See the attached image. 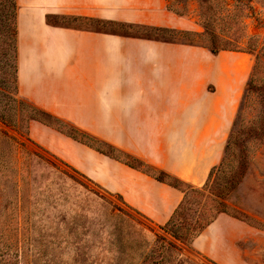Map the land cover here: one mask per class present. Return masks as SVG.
<instances>
[{"label": "crops", "instance_id": "obj_1", "mask_svg": "<svg viewBox=\"0 0 264 264\" xmlns=\"http://www.w3.org/2000/svg\"><path fill=\"white\" fill-rule=\"evenodd\" d=\"M19 95L64 122L201 187L222 161L244 91L240 52L49 25L64 15L200 32L168 0H16ZM243 64V63H242ZM27 136L164 226L181 189L38 120ZM190 247L216 264H264V230L218 214Z\"/></svg>", "mask_w": 264, "mask_h": 264}, {"label": "rangeland", "instance_id": "obj_2", "mask_svg": "<svg viewBox=\"0 0 264 264\" xmlns=\"http://www.w3.org/2000/svg\"><path fill=\"white\" fill-rule=\"evenodd\" d=\"M168 9L199 25L198 36L49 19L102 33L196 43L213 37L241 53L244 91L222 163L204 186L184 187L173 222L157 226L28 138L29 122L47 118L18 93L17 3L0 0V113L10 121L0 120V264H213L190 243L215 216L225 211L264 230V0H168Z\"/></svg>", "mask_w": 264, "mask_h": 264}, {"label": "trees", "instance_id": "obj_3", "mask_svg": "<svg viewBox=\"0 0 264 264\" xmlns=\"http://www.w3.org/2000/svg\"><path fill=\"white\" fill-rule=\"evenodd\" d=\"M14 8H15V3H14ZM60 17V18H63V19H70V18H73V19H86V18H79V17H68V16H64V15H48L46 16V21L48 24L50 25H55V26H60V25H57L53 22H51L49 19L50 18H54V17ZM16 17V11H15V16ZM87 20H91V21H95V22H100V23H108V24H111V25H117V26H120V27H127V28H141V29H144L146 31H151V32H154V33H164V34H172V35H178V36H183V35H194V36H198L197 33L195 32H192V31H188V30H181V29H175V28H168V27H159V26H151V25H143V24H132V23H125V22H118V21H106V20H101V19H87ZM67 27H70V26H67ZM76 28V27H75ZM78 29H83V28H78ZM84 29H87V28H84ZM90 30H94V31H97V32H101L99 30H96V29H90ZM15 32L16 31V23H15ZM206 32H207V28H206ZM109 33H113V34H119V35H123V36H126V37H140V38H148V39H154V40H158V41H163V42H173V43H183V44H190V45H197V46H202V47H205L207 48L212 54L216 55L218 54L220 51L222 50H228L225 46L223 45H220L219 43L216 42L215 39H213V37H210V41L209 43H196V42H187V41H182L180 40L179 38H162V39H158L157 37L155 36H139V35H130L128 34L127 32H124V33H116V32H109ZM16 70V68H15ZM15 76H16V71H15ZM16 85H17V80H16ZM34 106V105H32ZM35 110L37 113L41 114L42 116L46 117L47 120H44V119H33V120H38L46 125H49V126H52L54 127L55 129L65 133L66 135L72 137L73 139L75 140H78L84 144H87L91 147H93L94 149L110 156V157H113L117 160H120L122 162H124L125 164L133 167V168H136V169H139L145 173H147L148 175L154 177L155 179L159 180V181H162V182H165L173 187H176L178 189H181L183 192H184V198H185V190H184V187L188 186L190 187L191 189H197L198 187H193L187 183H185L184 181L176 178V177H173L172 175L162 171V170H159L153 166H150L148 164H146L145 162L141 161L140 159L98 139L97 137L87 133V132H84L80 129H78L77 127L73 126L72 124L70 123H67V122H64L62 121L61 119L55 117L54 115L40 109V108H37L36 106H34ZM0 120L2 121L3 124H7V122L9 123L10 121H8L7 119H5L4 117V114L0 113ZM53 121L55 123H58V125H55L53 124L52 122L50 121ZM61 125L67 127V128H64L62 127ZM11 138V137H9ZM228 145H229V140L227 141V144H226V147H225V152L227 151V148H228ZM224 152V154H225ZM51 155V157H53L54 159L58 160L59 162H61L62 164H64L66 167L72 169L75 173L83 176L82 174H80L78 171H76L75 169H73L72 167H70L68 164H66L65 162H63L62 160H60L58 157H56L55 155L49 153ZM223 160V158H222ZM222 161L220 162V164L217 166V167H214L210 174H209V177L207 179V181H209L213 175V173L215 172L216 169H218V167L221 165ZM84 178H86L85 176H83ZM241 177H242V173H239L238 175L233 176L231 178V181H232V184H233V188L239 184L240 180H241ZM87 179V178H86ZM89 180V179H88ZM90 181V180H89ZM207 181L204 183V185L207 183ZM92 182V181H91ZM235 182V183H234ZM203 185V186H204ZM184 198L182 200V202L180 203V205L174 210L170 220L165 224V225H170L173 220L175 219V217L177 216L178 212L180 211L182 205H183V202H184ZM138 213V212H137ZM223 213H227L225 211H223ZM140 214V213H139ZM237 219H240V220H243L247 223H249L250 225H252L249 221L245 220V219H242L238 216H235V215H232L230 213H227ZM216 217V216H215ZM214 217V218H215ZM213 218V219H214ZM212 219V220H213ZM211 220V221H212ZM211 221H209L206 225H208ZM253 226V225H252ZM200 232V231H199ZM198 232V233H199ZM197 233V234H198ZM196 234V235H197ZM195 235V236H196ZM177 233H175L174 231V237L175 238H179L177 237ZM194 236V237H195ZM210 262H212L213 264H216L214 263L213 261L209 260Z\"/></svg>", "mask_w": 264, "mask_h": 264}]
</instances>
